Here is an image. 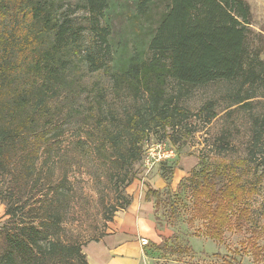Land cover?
<instances>
[{"label": "rangeland", "instance_id": "1", "mask_svg": "<svg viewBox=\"0 0 264 264\" xmlns=\"http://www.w3.org/2000/svg\"><path fill=\"white\" fill-rule=\"evenodd\" d=\"M152 2L149 16L133 25L134 0H115L108 32L91 28L89 13L79 0H54L48 6L50 15L62 24L63 34L43 36L39 51L44 53L27 49L11 55L15 66L5 81L6 99L21 104L24 116H32L41 148L36 158L30 149L18 150L10 172L0 173V187L12 184L21 161L28 164L34 159L40 181L45 180L60 200L59 238L83 246L111 230L117 212L147 181L163 191L165 201L171 198L176 208L177 219L169 216L174 222L167 227L163 204L158 206L153 215L162 224L157 226H166L174 234L170 245L187 243L182 255L151 247L139 264H264V81L245 85L241 92L242 79L184 88L176 98V125L166 133L150 115L144 91L131 89L118 77L121 62L131 54L150 55L148 37L166 3ZM246 2L255 33L247 35L260 53L258 70L264 71V0ZM30 18L27 10L16 14L0 10V31L25 26ZM103 34H107L104 40ZM246 89L254 96L234 103L237 91L242 95ZM177 92L176 82L167 78L165 95L175 97ZM211 113L214 116L207 121ZM158 152L166 157L157 159ZM147 157L151 165H143ZM201 159L228 164V173L250 189L243 200L248 218L241 226L232 220L219 240L205 236V223L193 205L190 188L178 185ZM170 171L167 191L161 174ZM36 177L30 182L32 191L27 188L23 197L38 193Z\"/></svg>", "mask_w": 264, "mask_h": 264}, {"label": "trees", "instance_id": "2", "mask_svg": "<svg viewBox=\"0 0 264 264\" xmlns=\"http://www.w3.org/2000/svg\"><path fill=\"white\" fill-rule=\"evenodd\" d=\"M53 1L0 0L1 11L12 10L16 14L27 10L31 15L29 24L0 31V173L10 172L9 167L18 150L30 149L36 158L41 148L32 116H24L21 104H11L6 99L8 93L5 81L15 66L10 62L11 55H19L27 49L44 53L39 51L42 37L52 33L58 38L63 34L62 24L49 12L48 6ZM79 1L89 13L91 28L108 32L115 0ZM134 2L136 11L130 19L136 25L149 16L148 11L153 2ZM165 2L148 37L150 55L143 58L138 53L131 54L121 62L123 70L118 77L131 89L144 91L150 115L166 132L176 125V98H180V91L184 88L219 80L231 82L242 79L241 92L245 85L251 87L264 81V71L258 70L260 53L255 50L253 39L247 35L255 33L246 0ZM106 35H101V38L104 40ZM52 46L57 44L54 42ZM87 57L94 63V57L89 54ZM169 77L178 85L175 97H167L164 93V85ZM240 92L237 91L234 103L254 96L247 89L242 95ZM213 116L211 113L206 120L209 121ZM132 119L136 120L135 117ZM229 167L228 164H213L201 159L188 176L178 182V185L185 183L190 188L193 205L205 223V236L212 240H219L232 220L236 226H241L249 216V209L244 206L243 200L250 189L228 173ZM15 169L12 184L0 187V203L4 205L0 224V264H88L80 244L75 241L64 242L59 238L58 232L63 228L62 217L57 212L60 200L55 199L45 180L40 181L41 171L35 168L34 159L28 164L21 161ZM35 174L38 193L23 197L22 193L27 188L32 191L30 182ZM161 177L165 181V189L170 191L172 172L167 175L163 172ZM143 184L144 200L151 203L154 215L158 206L163 204L162 215L166 226L173 225L174 221L169 220V216L176 220L177 214L171 198L165 201L162 190L154 188L147 181ZM126 203L128 206L129 202ZM171 208L174 211H169ZM154 215V221L161 225L162 220ZM172 240L174 234L170 235L169 244H153L152 249L170 255H182L187 240H182L184 245L176 241L170 245Z\"/></svg>", "mask_w": 264, "mask_h": 264}, {"label": "crops", "instance_id": "3", "mask_svg": "<svg viewBox=\"0 0 264 264\" xmlns=\"http://www.w3.org/2000/svg\"><path fill=\"white\" fill-rule=\"evenodd\" d=\"M3 212L0 206V219ZM117 214L110 231L82 246L88 264H139L149 245L169 244L171 232L154 221L152 205L144 200V185L138 186L129 205ZM140 237L147 238L148 245L142 246Z\"/></svg>", "mask_w": 264, "mask_h": 264}, {"label": "built area", "instance_id": "4", "mask_svg": "<svg viewBox=\"0 0 264 264\" xmlns=\"http://www.w3.org/2000/svg\"><path fill=\"white\" fill-rule=\"evenodd\" d=\"M150 156L153 157L154 154L150 153ZM156 156H157V159H161V157H166V155L164 153L160 154L159 152L156 153ZM144 162H145V164H150L151 165L150 157H147V158L143 159V165H144ZM139 242H140V244L142 246L148 245V243H149L148 239L144 238V237H140Z\"/></svg>", "mask_w": 264, "mask_h": 264}]
</instances>
